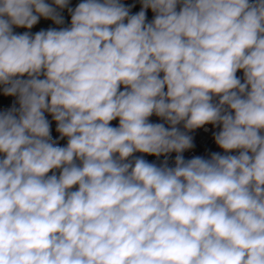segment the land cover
<instances>
[{
  "label": "clouds",
  "instance_id": "1",
  "mask_svg": "<svg viewBox=\"0 0 264 264\" xmlns=\"http://www.w3.org/2000/svg\"><path fill=\"white\" fill-rule=\"evenodd\" d=\"M139 3L0 0V264H264V0Z\"/></svg>",
  "mask_w": 264,
  "mask_h": 264
},
{
  "label": "built area",
  "instance_id": "2",
  "mask_svg": "<svg viewBox=\"0 0 264 264\" xmlns=\"http://www.w3.org/2000/svg\"><path fill=\"white\" fill-rule=\"evenodd\" d=\"M135 2V7L132 8V13H136L139 11V7H141L139 0H129V4H132ZM153 17V13H150V16L148 17V20H151ZM17 32H23L26 31L27 29H14ZM238 75H242V73L238 72ZM14 97H5L2 92V86H0V110H3L7 107H9L13 100ZM50 118V117H49ZM153 122H159L158 118L152 117L150 118ZM114 125L118 123V121H113L112 122ZM210 131L205 132L203 129H198L194 132V143H195V148L192 149L191 151L185 152L184 155L186 158H190L193 155H204L206 152L210 151H220V149L215 145L212 135H211V125L207 126ZM52 135L53 138H55L58 134L55 132V123L53 122L52 125ZM64 141H61V144H63ZM174 153L172 154V157L174 159Z\"/></svg>",
  "mask_w": 264,
  "mask_h": 264
},
{
  "label": "crops",
  "instance_id": "3",
  "mask_svg": "<svg viewBox=\"0 0 264 264\" xmlns=\"http://www.w3.org/2000/svg\"><path fill=\"white\" fill-rule=\"evenodd\" d=\"M80 2V0H70V6L72 7H75L76 4H78ZM124 2L126 4H129V0H124ZM139 10H140V7H139ZM65 15V18H66V22H70V17L68 16L67 12L65 11L64 13ZM55 25L52 24L51 21H47V20H44V19H41L39 21V23L37 25H35L30 31L35 33L41 29H47L49 27H54Z\"/></svg>",
  "mask_w": 264,
  "mask_h": 264
},
{
  "label": "rangeland",
  "instance_id": "4",
  "mask_svg": "<svg viewBox=\"0 0 264 264\" xmlns=\"http://www.w3.org/2000/svg\"><path fill=\"white\" fill-rule=\"evenodd\" d=\"M150 13H151V10H148L147 13H146L147 14V18L150 16ZM146 159L152 161V160H155V157L147 156Z\"/></svg>",
  "mask_w": 264,
  "mask_h": 264
}]
</instances>
